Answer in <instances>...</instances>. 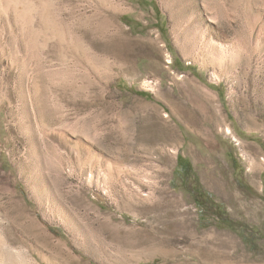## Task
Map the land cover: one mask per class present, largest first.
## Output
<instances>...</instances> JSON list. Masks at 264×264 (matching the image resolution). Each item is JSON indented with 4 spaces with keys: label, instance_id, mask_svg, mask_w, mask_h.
<instances>
[{
    "label": "rangeland",
    "instance_id": "374dc122",
    "mask_svg": "<svg viewBox=\"0 0 264 264\" xmlns=\"http://www.w3.org/2000/svg\"><path fill=\"white\" fill-rule=\"evenodd\" d=\"M0 264H264V0H0Z\"/></svg>",
    "mask_w": 264,
    "mask_h": 264
},
{
    "label": "trees",
    "instance_id": "16d2710c",
    "mask_svg": "<svg viewBox=\"0 0 264 264\" xmlns=\"http://www.w3.org/2000/svg\"><path fill=\"white\" fill-rule=\"evenodd\" d=\"M135 94L151 99L148 94L142 92H135ZM182 163L184 164L182 165ZM180 167L183 168L184 171L187 170V173L190 171V165L188 164V162L186 160H183V158L179 156L178 168ZM178 168L175 170V175H178L180 173ZM193 195L196 205L200 210V213L210 212L212 216L218 220L216 223L220 226L222 225L228 228H233L236 225V223H234L230 218H228L227 214L224 212L223 205L216 202L215 197L209 192L204 191L199 184L196 185V189L194 190ZM201 221H203V218H201Z\"/></svg>",
    "mask_w": 264,
    "mask_h": 264
}]
</instances>
